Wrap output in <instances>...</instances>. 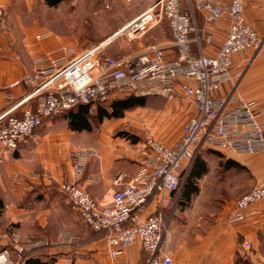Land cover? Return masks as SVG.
<instances>
[{"label": "crops", "instance_id": "obj_1", "mask_svg": "<svg viewBox=\"0 0 264 264\" xmlns=\"http://www.w3.org/2000/svg\"><path fill=\"white\" fill-rule=\"evenodd\" d=\"M35 1L42 2L46 8L44 21ZM63 1L53 4L47 0H0L5 24L0 30V124L8 115L21 114L24 103L20 101L31 91L22 79L32 71L34 58L50 52L61 62L66 58H63L61 48H69L74 54L96 44L77 43L54 29L53 8ZM129 1L133 4L131 10L123 15V25L154 2ZM182 4L186 7L185 1ZM193 19L198 42L191 43V51L214 56L228 34L227 17L209 21L206 12L196 8L193 1ZM244 20L264 36V0H244ZM145 32L148 33L146 38H133L136 46L124 56L156 45L164 47L165 59L174 57L171 34L165 20L149 26ZM104 45L103 52H112L111 49L106 52ZM230 59V79L220 86L219 92L226 94L232 88L239 92L257 112L258 122L264 130V42L258 50L248 47L233 53ZM115 96L120 100L130 95L112 94L108 100ZM185 98L193 107V113L186 117V121L196 113V108L189 98ZM103 104H96L94 110ZM107 117L113 116L99 117L97 113V119L92 123L87 108L77 105L44 121L32 135L20 139L15 150L0 154V248L12 246L15 232L22 238L51 240L67 230L78 238L77 244L68 247L37 246L28 255L52 264H140L143 255L146 264V254L139 241L130 245L118 258L111 259L104 244L105 232L94 231L84 224L59 187L68 175L71 156L78 148L96 151V155L87 162L80 185L99 202H106L111 192L122 187L133 175L137 161L145 154L143 144L131 142L125 136L111 135L103 120ZM183 124L177 139L166 145L171 146L178 141ZM204 150L205 154L198 155V162L204 169L194 179L195 187L183 189L178 200L167 205L171 213L162 248L171 256L173 264H239L246 256L250 263L252 258L264 257V199L247 206L243 220L228 221L236 198L255 183H264V152ZM213 163L219 175H210ZM118 174L121 181L115 184L114 178ZM204 177L201 187L198 181ZM89 178H95V181ZM213 185L230 196L232 194V197L220 204L210 203L208 196H204L205 199L203 194L211 191ZM153 209L154 201H150L145 214ZM244 241L250 243L249 248L242 247Z\"/></svg>", "mask_w": 264, "mask_h": 264}, {"label": "built area", "instance_id": "obj_2", "mask_svg": "<svg viewBox=\"0 0 264 264\" xmlns=\"http://www.w3.org/2000/svg\"><path fill=\"white\" fill-rule=\"evenodd\" d=\"M193 1L196 8L206 12L207 20L228 19V34L214 56L191 51V43L198 42ZM162 20L171 34L173 58L165 59L164 47L156 45L137 54L115 57L102 50L111 38L74 54L69 48H61L63 58L66 56L61 62L50 52L45 53L33 59L32 71L22 79L31 91L20 101L24 103L21 114L8 115L0 124L1 154L15 150L20 139L32 135L44 121L77 105L85 106L91 114L96 104L105 103L112 94L144 97L170 95L179 89L189 98L196 113L183 124L178 141L169 146L148 139L135 172L111 192L106 202H99L80 185L88 160L96 155L92 148L73 152L68 175L59 184L79 219L92 230L105 232L104 244L111 259L139 241L146 264H173L162 248L171 213L167 205L178 200L202 150L264 152V130L257 112L234 88L226 94L219 92L230 79L231 55L248 47L256 51L264 42V36L244 20V0H154L117 34L135 38ZM3 28L4 9L0 5V30ZM120 178V174L114 178L115 184H120ZM260 199H264V183L257 182L236 198L228 221L243 220L246 207ZM150 201H154V209L145 214ZM17 235L13 234L11 247L0 248V264H21L37 246L68 247L79 242L67 230L55 240L21 242ZM242 247L247 249L250 243L244 241Z\"/></svg>", "mask_w": 264, "mask_h": 264}, {"label": "rangeland", "instance_id": "obj_3", "mask_svg": "<svg viewBox=\"0 0 264 264\" xmlns=\"http://www.w3.org/2000/svg\"><path fill=\"white\" fill-rule=\"evenodd\" d=\"M35 4L42 21H44V9L46 8L42 6V2L35 1ZM132 4L133 2L129 0H65L53 8V26L58 33H61V36L67 39H73L80 44L92 45L96 43L95 45H98L105 42L108 37L123 26L121 24L125 18L123 15L131 10ZM147 36L148 33L143 32L137 37L142 40ZM111 37V41L104 45L106 52L111 49L110 55L122 57L136 46L135 39L128 38L124 33ZM120 95L123 96L124 94ZM117 99L115 96V98L104 103L100 109L96 107L90 114L92 123L96 121L97 113L100 114L102 110L104 113L106 108L107 112H110V104ZM141 99L143 100L142 104H134L125 108L119 117L103 119L106 129L111 130V135L125 136L131 142L139 141L140 145L150 138H155L164 144L176 140L186 117L193 113V107L184 94L179 89H174L170 95L153 94ZM201 152L200 154L206 153L205 150ZM210 168H212L210 175H219L214 163ZM204 179L205 177L198 181L201 187ZM218 187L214 186L211 191L203 194V197L208 196V201L212 204L223 203L232 197V194L230 196V194L220 191ZM18 237L21 242L38 241L26 237L22 238L20 234ZM57 237L58 235L51 240H55ZM141 258L140 264H145L144 256L142 255ZM245 258L244 260H249L248 256ZM251 260L252 264H264V257L252 258Z\"/></svg>", "mask_w": 264, "mask_h": 264}, {"label": "trees", "instance_id": "obj_4", "mask_svg": "<svg viewBox=\"0 0 264 264\" xmlns=\"http://www.w3.org/2000/svg\"><path fill=\"white\" fill-rule=\"evenodd\" d=\"M59 1L60 0H47L48 3H53V4H56ZM142 103H143V100L141 98H137L135 96L130 95L126 98L116 100L115 102H113L111 104V111L110 112L105 111L103 113L104 110H102V112L99 114V117L102 115L117 117V116L121 115V112L125 108H128L129 106H132L134 104H142ZM203 169H204L203 165L200 162H198V156H197L196 159L194 160V163H193L189 173L187 174V176L183 182V185H182L180 192H179V197L182 195L183 189L184 190H186V189L191 190L195 187L194 186V179L200 175V173L202 172ZM188 190H187V192H188ZM185 195H186V193H185ZM21 264H52V263L40 261L36 258L33 259L29 255H26L23 258ZM71 264H76V263H71ZM239 264H252V263L243 259L242 261L239 262Z\"/></svg>", "mask_w": 264, "mask_h": 264}, {"label": "bare ground", "instance_id": "obj_5", "mask_svg": "<svg viewBox=\"0 0 264 264\" xmlns=\"http://www.w3.org/2000/svg\"><path fill=\"white\" fill-rule=\"evenodd\" d=\"M124 26H125V24H124L121 28H123ZM117 33H118V31H116L113 35H115V34H117ZM113 35H112V36H113Z\"/></svg>", "mask_w": 264, "mask_h": 264}]
</instances>
